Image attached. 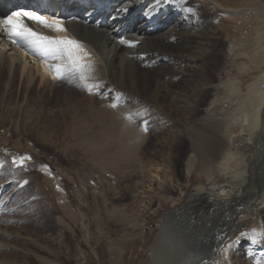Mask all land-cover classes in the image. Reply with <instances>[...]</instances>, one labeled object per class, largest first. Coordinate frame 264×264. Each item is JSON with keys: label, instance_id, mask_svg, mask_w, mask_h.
Segmentation results:
<instances>
[{"label": "bare ground", "instance_id": "1", "mask_svg": "<svg viewBox=\"0 0 264 264\" xmlns=\"http://www.w3.org/2000/svg\"><path fill=\"white\" fill-rule=\"evenodd\" d=\"M25 1L33 4L27 7ZM39 1L1 0L0 18L13 11H25L45 17L49 22L61 21L66 29L63 32L22 18L23 23L45 36L77 40L89 54L85 60L91 62V70L87 66L84 69L86 81L80 79L78 71L53 79L49 66L62 63V59L35 56L28 52V47L10 43L6 33L0 30V77L5 73L0 78L3 80L0 132L10 128L7 137L0 138L3 139L0 140V164L3 165L0 175L19 154L7 145L12 134L22 129L34 132L45 143L53 142L52 132L47 131L50 124L42 123L46 119L53 123L57 117L61 118L63 129L57 138L65 146L94 141L95 130L89 129L95 123L103 134L111 126L124 128L131 141L142 144L148 135L144 132L147 122L146 126L157 132L154 140L158 141V148L152 157L156 156L161 163L157 159V164H153L155 159L150 158V151L135 153L137 145L126 152V157L139 159L141 173L153 174L152 177L159 179H154L155 187L161 189L167 178L166 171L175 172L179 148L187 142L191 153L185 161V172L213 179L203 185L215 192L206 194L212 206L207 214L211 216L219 210L222 213L213 220L206 217L203 235L187 239L185 228L195 227L191 220L194 217L187 214V207L169 209L157 227V239L150 248L153 264H207L205 261L214 260L218 253L217 262L211 264H231L228 259L234 254L229 251L230 242L224 239L240 231L246 225L245 219L254 213L256 228L239 234L251 244L254 236L260 241L263 218L260 220L257 211L264 202V0H47L54 4L52 8L60 6L61 16L56 11L54 15L52 12L39 14L35 6ZM188 8L193 12H188ZM121 40L133 42L134 46L121 44ZM233 58H246L247 62L237 64ZM226 60L230 62L226 64ZM252 64L259 74L243 92L238 75L248 71ZM220 67L234 76L220 79L221 87L214 90L212 84L221 72ZM60 81L70 83L65 85L70 88L62 100L45 95V89L51 94ZM73 88L78 93H73ZM33 89H40L34 99ZM20 90L23 97L18 95ZM212 90L215 92L207 102ZM46 101L52 106L46 107ZM83 127L86 129L80 132ZM205 127L214 131L207 133ZM12 180H0V192ZM147 181L151 185L152 180ZM140 182L141 179L137 184ZM201 188L197 187L198 191ZM241 210L247 212L238 216ZM82 219L81 215L83 225ZM224 221L226 233L220 237V231L215 230L214 236L212 231ZM209 222L212 224L208 227ZM101 231L95 243L106 238ZM83 232L88 244L92 235L87 226L83 225ZM29 235L26 240L35 242ZM197 239L201 243L193 242L187 250L181 248L182 243L192 244ZM217 243L221 245L215 250ZM194 246L197 249L191 252ZM91 252L94 258L98 257L97 250L91 248ZM254 254L256 261L261 258L263 263L264 255ZM33 255L41 263L60 264L41 254ZM239 255L233 260L236 264H242Z\"/></svg>", "mask_w": 264, "mask_h": 264}, {"label": "rangeland", "instance_id": "2", "mask_svg": "<svg viewBox=\"0 0 264 264\" xmlns=\"http://www.w3.org/2000/svg\"><path fill=\"white\" fill-rule=\"evenodd\" d=\"M226 49L227 44L224 51ZM233 61L237 64L247 62L246 58H233ZM228 62L230 61L225 63ZM250 69L238 75L239 83H241L239 86L243 92L259 74L255 70L254 64L250 66ZM220 71L212 84L214 90L221 87L218 85L220 79L234 76L233 73L229 75L228 70L224 67H220ZM4 75L5 73L0 78H4ZM0 81L1 94L3 80ZM69 84L68 81H60L59 85L51 90V94L47 89L44 93L45 95L49 94L50 97H53L52 99L57 101L62 100V96L70 88L65 85ZM73 89V93H78L77 89ZM175 89L177 90L178 87ZM39 90H32L31 97L33 99L36 98V92ZM214 90L208 95L207 102L211 99ZM18 95L23 97L21 90ZM14 96L15 91L11 92V97L14 98ZM49 104L51 102H45L46 107L52 106ZM46 116L47 114L44 113L43 118L45 119ZM46 120L41 122L50 124L47 131L52 132V143H45L37 138L34 132L29 133L22 129L17 134H12V138L7 141V145L13 146L19 153L16 158L31 156L32 159L26 160L23 167L11 164L0 175V180L13 178L10 184L3 185L4 189L0 192V240H2L0 241V264H44L38 261L33 253L57 260L55 262L60 264H153L150 248L156 242L157 227L164 220L169 209H177L178 206L187 208L192 206L193 210L198 209L196 217L191 219L196 227L190 230L185 228V232L188 234L187 239L198 237L196 229L199 227L200 230L207 218L213 220V218H217L216 215L222 216L221 210L211 216L207 214L212 206L209 202L210 198L206 194L215 192L204 188L203 185L205 186L213 179H207L195 172L190 174L185 172V161L191 153L187 142L179 148L175 172L166 171L167 178L164 181V187L158 189L155 187L154 179L157 181L159 179L152 177L151 173H148L147 176L141 173L139 159L126 157V152L137 145L135 153L150 151L152 152L150 158L155 159L152 161L153 164L161 163L156 156L152 157L158 148V141L154 140L157 132L153 128L147 127V131H144L148 133L147 138L145 137L143 143L140 144L136 140L131 141L124 128L111 126L103 134L98 124L95 123L90 125L89 129L95 130L94 141L86 143L87 145L73 143V145L66 144L67 146H65V142L57 138L62 134L63 122H61V118L57 117V121L53 123L49 122L50 119ZM85 129L83 127L79 131ZM57 130L58 132H56ZM204 131L211 133L214 129L205 127ZM9 133L10 128L8 127L6 132H0V138H6ZM84 133L86 134V132ZM55 134L58 135L55 136ZM85 134L79 133L80 136H85ZM156 160L157 163H155ZM161 173V171L158 172L162 177ZM171 173H174L173 176ZM140 179V184H137ZM148 179L152 180L151 185L148 183ZM24 180H27L28 184L21 187ZM201 186L203 189L198 191L197 187ZM212 191L213 193H211ZM37 197L39 198L37 199ZM244 204L241 205L242 209ZM147 207L148 210L145 212ZM178 211L180 213L181 210L178 209ZM188 211L189 215L193 216L195 211ZM246 212L247 210H241L237 214L240 216ZM183 213L186 214V212ZM257 214L260 220L263 218L260 239L262 242L251 244L248 238L243 239L244 236L239 234L250 233L256 228L257 215L254 213L249 219H245L246 225L240 231L233 233L232 237L225 239L226 241L224 240L230 242L229 251L234 254L230 255L228 259L231 264H236L233 260L235 258L237 260L238 252H240L239 260H243L242 264H248L247 261H250L249 264H264V258L262 263L261 258L257 262L254 257V253L261 252L260 255H264V202L258 208ZM81 215L84 221L83 225L87 226L89 234L92 235L90 242L93 241L89 242L90 247L89 243L87 244L84 240L83 225L80 223ZM226 218L229 220L228 217ZM204 219L206 220L204 221ZM211 224L209 222L207 226L209 227ZM220 225L216 226V233L220 230L221 237L226 233L224 230L226 222L224 221ZM100 228L104 231H101ZM97 230L104 232L103 236L106 237L98 242L99 245L95 243V238L100 233ZM212 232L215 236V228ZM27 235L31 236L35 242L27 241ZM179 239L186 241L183 238ZM193 242L201 243L199 240H192V244L182 243L181 248L187 250L193 245ZM95 244L97 245L94 246ZM13 245L15 248L11 247ZM19 248H23L25 251ZM91 248L97 250L98 257L94 258ZM193 249L196 250L197 247L194 246L191 252ZM218 258L219 253L214 260L204 261L208 264L212 261L217 262Z\"/></svg>", "mask_w": 264, "mask_h": 264}, {"label": "snow or ice", "instance_id": "3", "mask_svg": "<svg viewBox=\"0 0 264 264\" xmlns=\"http://www.w3.org/2000/svg\"><path fill=\"white\" fill-rule=\"evenodd\" d=\"M127 11V9H125ZM188 12H193L192 8L187 9ZM22 18L34 21L46 28H55L56 31L63 32L66 29L63 23L59 20L49 22L47 18L36 15L34 13L25 11H13L10 14L0 18V30L6 33L8 39L12 44L20 46L24 45L33 51H39L42 55H51L53 58L62 59L60 64L49 66L50 70L54 73L53 79H60L65 73L78 71L80 79L86 81L87 77L84 74V69L87 66L91 70V62L86 61L85 57L89 54L84 50L81 44L72 38H52L38 33L22 22ZM121 44H128L133 47L134 43L130 41L121 40ZM112 107H116L115 104ZM147 122H145L144 130L147 131ZM31 156L14 157L12 164L14 166L23 167L26 160H31ZM0 167H3L0 164ZM28 181L24 180L23 185H27ZM243 235V234H242ZM253 244L260 243L254 236L251 241Z\"/></svg>", "mask_w": 264, "mask_h": 264}, {"label": "flooded vegetation", "instance_id": "4", "mask_svg": "<svg viewBox=\"0 0 264 264\" xmlns=\"http://www.w3.org/2000/svg\"><path fill=\"white\" fill-rule=\"evenodd\" d=\"M188 210H191V212H193V211H195V212H193V216H191V217H195L196 215H197V211H198V209L196 208V210H193L192 209V206H190V207H188L187 208V214L189 215V211ZM189 212V213H188ZM190 216V215H189ZM220 226V225H219ZM195 227H196V225H195ZM205 229H206V225H205V223L203 224V227L199 230V227H197V229H196V231H197V236H201V235H203V233H204V231H205ZM215 230H216V227H215ZM198 231H199V233H198ZM220 231V230H219ZM218 231V232H219Z\"/></svg>", "mask_w": 264, "mask_h": 264}, {"label": "water", "instance_id": "5", "mask_svg": "<svg viewBox=\"0 0 264 264\" xmlns=\"http://www.w3.org/2000/svg\"><path fill=\"white\" fill-rule=\"evenodd\" d=\"M225 240V239H224ZM221 243H217V246L215 247V250L217 249V247H220ZM215 250L213 252H215ZM207 258H205L204 260H206Z\"/></svg>", "mask_w": 264, "mask_h": 264}]
</instances>
